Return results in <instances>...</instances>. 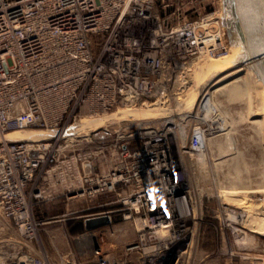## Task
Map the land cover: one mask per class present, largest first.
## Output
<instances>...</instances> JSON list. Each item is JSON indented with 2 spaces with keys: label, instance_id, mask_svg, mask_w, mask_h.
Returning a JSON list of instances; mask_svg holds the SVG:
<instances>
[{
  "label": "built area",
  "instance_id": "2783aa9c",
  "mask_svg": "<svg viewBox=\"0 0 264 264\" xmlns=\"http://www.w3.org/2000/svg\"><path fill=\"white\" fill-rule=\"evenodd\" d=\"M205 1L0 0V264H51L37 249L40 222L27 187L66 118L76 117L90 93L105 107L134 99L162 101L180 87L195 57L229 54L225 10L204 12ZM212 24L218 29L211 30ZM200 27L203 34L197 32ZM174 121L101 127L90 134L92 144L79 152L75 187L91 201L78 211H88L81 215L84 223L89 216L110 214L111 223L101 227L112 232L113 213L121 211L136 235L113 252L100 242L105 236L99 227H85L82 235L92 239L85 249L70 251L66 264L196 260L203 204L184 161L206 150L210 131L194 125L183 138L171 132ZM35 128L56 133L40 140L6 138L13 130ZM105 192L115 198L97 202ZM31 194L44 197L38 186ZM116 203L120 206L102 210ZM216 211L223 230L245 227L246 209L224 202Z\"/></svg>",
  "mask_w": 264,
  "mask_h": 264
},
{
  "label": "rangeland",
  "instance_id": "374dc122",
  "mask_svg": "<svg viewBox=\"0 0 264 264\" xmlns=\"http://www.w3.org/2000/svg\"><path fill=\"white\" fill-rule=\"evenodd\" d=\"M211 1L206 0L204 2L202 7L204 12L211 11L214 8L225 10V36L230 47V52L227 56L233 52L232 49L234 50L235 47H237V51L242 52L239 42H235L233 45L238 33L236 27L231 25L232 11L230 0H219L218 4H212ZM159 9L162 8L159 6ZM217 58L219 57H208L209 60L201 59L195 64L199 68L194 69L192 66V70H189L185 76H191L190 84L186 87L181 84L167 99L162 101L153 102L155 99H140L139 104L136 106L140 111L138 118L130 115L121 121L111 122L109 128H116L121 124L133 125L142 121H151L159 124L169 119V116L175 118V121H180V113H176L173 110L177 105L174 95L179 91V95L183 96V98L190 97L188 93L196 88L199 77H202L203 87L198 89L200 96L197 107L202 106V108H204L209 96L207 95L210 93L209 90L215 89L220 85H229V83L233 82L242 84L247 92L232 100L228 99V95L225 92H216L217 100L221 101V109L216 108L212 112L211 119L205 122L206 126L213 125L216 127L218 124L216 115L218 113L220 116L227 115L230 134H222L218 141L225 143L226 147L232 146L234 148L225 152L227 150H221L210 145L207 146V160L205 159L204 163H202L203 166L196 161L195 155L197 154L192 158L186 157L184 161L188 170L190 186L198 202L203 204V221L197 231L198 249L193 253V257L196 260L194 262L191 261L190 264H264V233L251 231L249 228L250 224H248L251 221V224H255L258 217L264 216V124L260 122V119L264 117V109L261 90L257 87L255 77L248 71L251 69L250 66L246 65L241 56H238L233 61H211ZM240 67H247V69H241L226 80L216 83L219 78H222L230 71L226 69H238ZM124 106L125 104L119 103L105 107L101 102H96L94 111L96 116H104L119 111ZM197 107L196 109L195 107L193 108L192 113L198 110ZM77 110L76 117L73 115L66 118L62 130H60L57 134V139L53 142L54 146L51 154L47 157L45 164L42 165L33 182L27 187L34 217L40 222L37 249L42 250L43 253L50 257L51 264H66L69 258L68 253L70 251L77 253V251L85 249L90 240L88 237H81L86 231L83 221L84 216L82 217L81 215H85L88 211L78 210L87 207L91 197L87 192L84 193L82 188L79 189L75 186L77 185L76 180L80 176L81 168L79 152L92 144L90 134L96 129L89 131L86 135H84V132H73L75 131L73 127L81 119L79 115L81 108ZM186 120L189 129L200 123L199 120L192 116ZM233 120L236 122L233 123ZM259 126L262 128L260 129ZM217 132H221V130L214 132V134ZM226 135L228 136L227 139ZM208 136H212V134L210 133ZM228 142L231 145H228ZM215 163L218 165H215ZM236 175H239L240 179L237 183L240 192H237L234 197H238L240 200L231 196L227 197L225 191L221 193L222 187L234 184L235 180L238 179ZM37 186L43 190L44 197L36 198L32 196V190ZM76 194H78L77 197L70 199L68 202V196ZM114 198L115 196L112 192H105L99 194L95 200L103 202ZM224 202L237 207H245L244 209L247 208L246 211L249 214H247V221L245 220V227H242V230L250 236L253 235V239H246L247 234L244 235L241 229H235L236 231L238 230V233H235V230H223L220 227L219 219L216 217V209L220 203ZM119 206L116 203L107 208L103 207L102 210ZM111 228L116 231L112 232L110 229L106 230V227H99L98 232L100 235L103 233L105 236L104 241L99 240L104 245V248L113 252L120 251L125 242L136 235L132 222L125 220L121 211L113 213ZM123 233L127 235L124 237L120 236ZM12 237L20 240V237L16 234L12 235ZM29 251L34 252L32 248H29ZM9 252H12V250H9Z\"/></svg>",
  "mask_w": 264,
  "mask_h": 264
},
{
  "label": "bare ground",
  "instance_id": "6f19581e",
  "mask_svg": "<svg viewBox=\"0 0 264 264\" xmlns=\"http://www.w3.org/2000/svg\"><path fill=\"white\" fill-rule=\"evenodd\" d=\"M235 42H239L241 44L242 52L237 51V47H235L234 50H233V52L229 56H224L223 57L224 59H220L222 57H219L217 59H212L211 61H213V62H215V61H218V62L219 61H233L238 56H241V59L246 63V65H249L250 66L251 69L248 70V71H250V73L255 77L254 79H255V82L257 84V87H259L260 90H261L262 105H263V109H264V85H263L262 81L259 80V78L257 77V75H256V73H255V71H254V69L252 67V65L248 62L247 52H246L245 46H244L241 38L239 37V34L236 36V39L233 41V45H234ZM208 57L209 56H203V55H200V56L195 57L192 60V62H191L193 68L194 69H196L197 67L199 68V66H195V64H197V62L200 61L201 59L209 60ZM241 69H247V67H243V68L240 67L238 69H226V70H230V71L228 73H226L222 78H219L216 83L221 82L223 80H226L228 77H230L233 74H236ZM190 80H192L191 76L181 78V82H182L181 84H182V86L183 87H186L188 84H190L189 83ZM201 81H202V77H199L197 79L196 88L193 89L192 91H190V93H188L190 95V97L183 98V96L179 95V91H177L176 94L174 95V98L176 99L177 105H176V108H174L173 110L176 113L179 112L181 116H180V121H174L170 125V130H171V132L173 130H177V131L181 132V135L184 138L185 135L189 131V129L187 127L188 124L186 122V118L188 116L189 117L192 116L193 118L199 120V122H200L199 123V126L204 127L205 129L209 130L210 133L212 134V136H208L206 138V149H207V146L210 145V146H213V147H217L218 149H221V150H227L225 152H228L229 149L231 150L234 147H232V146L226 147L225 143L223 144L222 142H219L218 141V138L221 137L222 134H227V135L230 134V130L228 129L229 126H228V121H227V115H225V116H222L221 115L220 116L219 113L217 112L218 115H216V117H217L216 119H217L218 124H217L216 127H214L213 125L206 126L205 125V122H207L208 119H211L212 112H214L216 110V108L217 109L218 108L221 109L220 108L221 101H218L217 100V98H216V92L223 91V92H225L228 95V99H231L232 100V99L237 98L238 96L244 95L247 91L245 90V88L243 87L242 84H240L238 82H233L232 81L233 83H229V85H227V84L225 85L224 84V85H220L219 87H217L215 89L209 90L210 93L207 94L209 96L207 98V101L205 102L204 108H202V106L197 107V105L199 103L198 102L199 101V96H200V92H199L198 89L199 88L201 89L203 87V84H202ZM183 87H181V88H183ZM239 98L242 99L241 97H239ZM138 104H139V101L136 100V99H134L132 102L125 103V106L122 107V109L119 110V111L113 112V113H111L109 115L96 116L95 115V111H94L95 106H96V98H95V95L93 93H90L86 97V99H85V101H84V103H83V105L81 107V110H80V113H79L81 119H79V121L77 122V125H75V127H73V130H75L73 132H76V133H79V132L80 133H83L84 132V135H86L87 133H89V131H92L94 129H98V128H101V127H109V125L111 124V122L114 123V122H117V121H121V120L129 117L130 115L138 118L139 117V112H140L139 109H138V107H136ZM194 107H195V109L197 107L198 110L196 112H193L192 113V110H193ZM174 115H175V113H174ZM234 120H233V123L236 122V121L234 122ZM260 122L264 124V117H263V119H260ZM213 123H215V121H213ZM259 128L261 129L262 127L259 126ZM220 130H221V132H217L216 134H214V132L220 131ZM55 133H56V131L55 130H51V129H17V130H13V131L7 133L6 138L7 139H13V140H18V139H34V140H40V139H43V138L52 137V136L55 135ZM227 135H226V139L228 137ZM229 142H228V145H231ZM206 154L207 153H206V150H205V151H203V152L195 155L196 156V161L202 165V163H204V161L206 159ZM226 154H228V153H226ZM192 157L190 156V158H192ZM231 162H232V160H231ZM231 162H230V164H231ZM233 163H234V161H233ZM215 165H218V164L215 163ZM207 166H208V164H207ZM245 168L247 169V167H245ZM202 173H205V172H202ZM228 174H229V172H228ZM227 176H229V175H227ZM237 178L238 179H236V180L234 179L235 182H234L233 185L229 186L230 184L229 185L227 184L228 186L222 187L221 188V193H223V191H225L227 193V194H225V195H227V197L228 196H231L234 199H236V198L238 199V197H236V198L234 197L237 194V192H240L239 191V185L237 184L239 182V180H240L239 179V175L237 176ZM193 184H194V182H193ZM196 191H198V190H196ZM221 193H218V194H221ZM238 200H240V199H238ZM248 209L251 210L250 208H248ZM247 214H249V213L247 212ZM252 216H253V218L255 217L254 214ZM256 216H258V215H256ZM263 217H264L263 215L261 217H258L259 219L258 218L256 219L257 221H256L255 224L254 223L251 224L252 221L250 220L251 222L248 223V224H250V227L249 228H250L251 231H254L256 233H262V234L264 233V218ZM253 218H252V220H253ZM237 231L235 230V233H238ZM242 233H244V235L247 234V233H245L244 230H242ZM81 237H85V236H81ZM246 237H247L246 239H253V235L250 236V235L247 234ZM88 238L89 239H92L91 236H89Z\"/></svg>",
  "mask_w": 264,
  "mask_h": 264
},
{
  "label": "water",
  "instance_id": "95a60500",
  "mask_svg": "<svg viewBox=\"0 0 264 264\" xmlns=\"http://www.w3.org/2000/svg\"><path fill=\"white\" fill-rule=\"evenodd\" d=\"M232 23L237 29L257 77L264 85V0H230ZM211 30L218 29L212 24ZM199 34L204 33L202 27L197 29ZM111 223L108 213L89 216L85 219V227L89 230Z\"/></svg>",
  "mask_w": 264,
  "mask_h": 264
},
{
  "label": "crops",
  "instance_id": "0c3cea01",
  "mask_svg": "<svg viewBox=\"0 0 264 264\" xmlns=\"http://www.w3.org/2000/svg\"><path fill=\"white\" fill-rule=\"evenodd\" d=\"M74 197H76V196H74V195H72V196H68V202L70 201V199L72 200V199H74ZM103 202H108V200L107 201H103ZM80 217V216H79ZM64 219H66V218H64Z\"/></svg>",
  "mask_w": 264,
  "mask_h": 264
},
{
  "label": "flooded vegetation",
  "instance_id": "af4514ba",
  "mask_svg": "<svg viewBox=\"0 0 264 264\" xmlns=\"http://www.w3.org/2000/svg\"><path fill=\"white\" fill-rule=\"evenodd\" d=\"M232 51H233V49H232Z\"/></svg>",
  "mask_w": 264,
  "mask_h": 264
}]
</instances>
